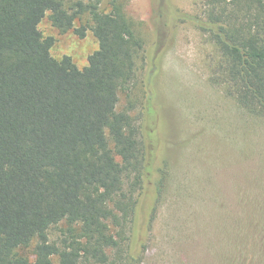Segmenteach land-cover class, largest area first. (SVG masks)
Instances as JSON below:
<instances>
[{"label":"trees","instance_id":"obj_1","mask_svg":"<svg viewBox=\"0 0 264 264\" xmlns=\"http://www.w3.org/2000/svg\"><path fill=\"white\" fill-rule=\"evenodd\" d=\"M102 1L80 0L74 10L65 0H0V264H128L132 257L130 234L145 177L157 167V142L117 110L144 40L124 0H109L108 12ZM201 3L194 21L217 50L213 81L264 116V0ZM83 12L89 21L74 30L82 37L88 27L98 46L79 68L51 54L54 39L39 24L48 16L66 31ZM144 108L146 121L161 127L152 95ZM157 171L156 194L163 166ZM61 222L63 236L51 240Z\"/></svg>","mask_w":264,"mask_h":264},{"label":"rangeland","instance_id":"obj_2","mask_svg":"<svg viewBox=\"0 0 264 264\" xmlns=\"http://www.w3.org/2000/svg\"><path fill=\"white\" fill-rule=\"evenodd\" d=\"M78 1L65 0L74 10ZM201 1L123 3L144 53L135 80L119 92L117 110L128 111L157 142V167L139 193L128 264H264V116L241 108L213 81L217 50L194 21ZM99 7L108 12L109 0ZM80 16L66 31L48 16L39 28L53 37L55 58L68 55L82 68L98 43L88 27L82 37L75 32L89 21L86 12ZM147 94L161 127L145 119ZM66 226L53 228L50 239L59 241Z\"/></svg>","mask_w":264,"mask_h":264}]
</instances>
